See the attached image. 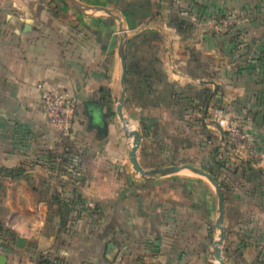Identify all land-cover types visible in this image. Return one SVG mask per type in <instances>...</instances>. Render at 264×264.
I'll use <instances>...</instances> for the list:
<instances>
[{
  "label": "crops",
  "instance_id": "crops-1",
  "mask_svg": "<svg viewBox=\"0 0 264 264\" xmlns=\"http://www.w3.org/2000/svg\"><path fill=\"white\" fill-rule=\"evenodd\" d=\"M39 83L76 99L71 134L48 122ZM216 107L254 153L222 148ZM259 114L264 0H0V264H218L215 186L137 172L135 130L144 170L218 174L225 264H264Z\"/></svg>",
  "mask_w": 264,
  "mask_h": 264
},
{
  "label": "built area",
  "instance_id": "built-area-1",
  "mask_svg": "<svg viewBox=\"0 0 264 264\" xmlns=\"http://www.w3.org/2000/svg\"><path fill=\"white\" fill-rule=\"evenodd\" d=\"M232 17L223 19L225 26H231ZM41 90V106L48 122L61 130L65 135L71 134L76 118L77 102L66 90H59L39 83ZM209 121L222 130L221 146L229 153L241 158L256 150V140L252 138L244 125L233 122L224 107L214 108L209 115Z\"/></svg>",
  "mask_w": 264,
  "mask_h": 264
},
{
  "label": "water",
  "instance_id": "water-1",
  "mask_svg": "<svg viewBox=\"0 0 264 264\" xmlns=\"http://www.w3.org/2000/svg\"><path fill=\"white\" fill-rule=\"evenodd\" d=\"M121 59H122V65H123V75L121 78V85L124 88L125 77H126V72H127L126 55L124 52V46L121 47ZM124 101H125V92L123 90L121 93V97L118 98V102H119L118 112H119V115L123 121H125L124 116H123V111H122ZM263 120H264V115L259 114L258 119H257V123L263 124ZM129 134L134 136V143H133L132 149L130 151L131 162L133 163L135 170L137 172H139L140 174H142L143 176L167 175V174L179 172L183 169H190L197 174L206 176L213 183V185L215 186L217 193L219 195L220 215H219V218L217 220V225L221 229L220 237L218 238V240L215 241V257L218 261V264H225L224 258L222 255V249H221V247L224 243V240L226 238V229L224 226L225 202H224V194H223L221 185H220L218 179L216 178V176L213 175L212 173L205 171L202 168L195 166V165H192V164L175 165V166H170V167L158 168V169H155L152 171H146L139 164V162L137 160V156H136L137 149L139 148V146L141 144V134L139 131H136V130L131 131Z\"/></svg>",
  "mask_w": 264,
  "mask_h": 264
},
{
  "label": "trees",
  "instance_id": "trees-1",
  "mask_svg": "<svg viewBox=\"0 0 264 264\" xmlns=\"http://www.w3.org/2000/svg\"><path fill=\"white\" fill-rule=\"evenodd\" d=\"M213 175H215L216 176V178H217V175L218 174H216L215 172H211ZM218 179V178H217ZM48 262H53L52 260H51V258H43V264H46V263H48Z\"/></svg>",
  "mask_w": 264,
  "mask_h": 264
},
{
  "label": "rangeland",
  "instance_id": "rangeland-1",
  "mask_svg": "<svg viewBox=\"0 0 264 264\" xmlns=\"http://www.w3.org/2000/svg\"><path fill=\"white\" fill-rule=\"evenodd\" d=\"M226 17H224L223 19H225ZM223 19H222V22H223ZM224 24V23H223ZM227 27H230V26H227ZM189 127H191V126H189ZM189 173H192V172H194V171H188ZM192 174H194V173H192ZM197 174V173H196Z\"/></svg>",
  "mask_w": 264,
  "mask_h": 264
}]
</instances>
